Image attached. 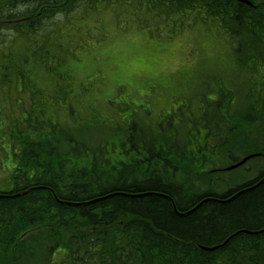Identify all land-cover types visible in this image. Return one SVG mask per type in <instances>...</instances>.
Wrapping results in <instances>:
<instances>
[{
	"label": "rangeland",
	"instance_id": "374dc122",
	"mask_svg": "<svg viewBox=\"0 0 264 264\" xmlns=\"http://www.w3.org/2000/svg\"><path fill=\"white\" fill-rule=\"evenodd\" d=\"M32 2L0 0V192L20 194L17 191L41 163H66L68 171L134 163L138 155L124 147L133 121L135 139L151 141V131L165 125L173 113L176 119L200 116L204 84L212 92L206 99L215 97L220 85L236 90L242 82L246 87L247 74L237 70L227 36L196 21V14L165 18L137 0H60L35 22V33L14 37L16 26L30 24L27 9L21 7ZM11 4L17 16L7 19ZM3 36H10L7 44ZM237 102L233 100L230 113ZM183 124L170 127L179 130V141L184 138ZM252 130L245 135L260 147L256 153L248 149L254 156L244 165L224 171L235 163L230 156L237 163L249 155L238 151V143L230 145L233 153L224 146L225 151L218 148L201 163L186 162L182 153L179 163L165 168L166 180L219 193L252 180L264 171V128ZM171 134L168 129L167 136ZM194 140L201 150L202 132ZM28 144L44 145L35 162L19 158ZM196 148L189 150L196 154ZM202 152L207 151L202 147ZM23 233L15 239L26 247L25 253L13 254L0 245V264H63V247L42 233L21 241Z\"/></svg>",
	"mask_w": 264,
	"mask_h": 264
},
{
	"label": "trees",
	"instance_id": "16d2710c",
	"mask_svg": "<svg viewBox=\"0 0 264 264\" xmlns=\"http://www.w3.org/2000/svg\"><path fill=\"white\" fill-rule=\"evenodd\" d=\"M137 1L156 8L165 18L196 14V21L202 25L219 28L231 43L237 70L247 74L245 89L242 82L236 90L216 82L220 87L213 93L215 97L206 99L211 86L204 84L203 91L207 92L201 98L203 105L198 118L177 117V120L171 115L165 125L160 123L158 129L151 131L153 140L139 138L140 145L136 143L131 120L133 124L128 127L124 147L138 155L134 163L94 165L72 171L67 170L66 163L54 166L41 163V169L17 191H21L20 195L13 191L0 192V245L13 254L25 253L26 247L16 244L15 239L23 229L22 236L33 231L21 240L26 242L45 231L42 233L45 239L64 248L63 264H264V232L259 233L264 228V171L227 191L230 199L224 203L202 202L207 196L204 193L197 198L202 203H197L198 207L192 210L195 204L175 196L172 201L180 214L161 195H170L178 186L186 188V184L170 183L163 185L162 190L159 187L160 179L167 177L165 168L173 162L179 163L180 155H176L185 153L186 162L191 159L201 163L209 160L210 153L218 148L225 151L222 148L225 146L231 150L233 133H237L240 119L245 120L247 115H256L260 124L255 126L264 128V46L244 49L245 44L255 45L259 41L264 44V25H258L261 23L258 17L264 20V0H249L255 8L231 0ZM59 2L33 0L37 4L34 9L41 11H26L30 24L16 26L12 35L26 37L35 33V22L39 23L52 5H60ZM231 5L239 10L238 20L228 8ZM10 6L11 10L5 14L7 19L17 16L16 5ZM10 39L3 36L2 42L7 44ZM24 79L20 73L18 80ZM234 99L238 102L230 113ZM175 122L184 123L181 141L179 130L170 129L172 125H181ZM168 129L171 137L167 136ZM200 132L201 150L196 148L194 140ZM212 139L217 140L213 146ZM42 147L40 144L23 146L19 158L35 162ZM202 147L207 152H202ZM189 148H196V154ZM102 149L101 146L99 150ZM230 159L236 161L234 156ZM24 191L26 194H22ZM131 212L136 215L134 221L129 217ZM240 230L249 233H237ZM6 240L7 250L3 244ZM216 246L212 251L203 249ZM11 259L20 260L18 256Z\"/></svg>",
	"mask_w": 264,
	"mask_h": 264
},
{
	"label": "bare ground",
	"instance_id": "6f19581e",
	"mask_svg": "<svg viewBox=\"0 0 264 264\" xmlns=\"http://www.w3.org/2000/svg\"><path fill=\"white\" fill-rule=\"evenodd\" d=\"M207 1H209V0H207ZM214 1L215 0H213V2ZM231 1H233V0H231ZM247 1L250 2L253 6L255 5L251 1H249V0H247ZM234 2H236V1H234ZM237 3L242 4L241 2H237ZM36 6H37V4H36ZM245 6H247V5H245ZM23 7H24V9H22V7H21V10H26L27 9V11H32L35 8V3H32L31 5H24ZM247 7H249V6H247ZM228 8L230 9V11H231L232 15L235 17V19L238 20L239 19V15H237V14H238L239 10H237V11L235 10V8H237V7L235 5L234 6L231 5ZM10 10H11V8L8 10V12ZM234 13H236V14H234ZM258 18L261 20V23H259L258 25L263 26L264 25V20L262 18H260V17H258ZM240 22H241V20H240ZM257 29L260 30V28H258V27H257ZM257 37L259 38V36H257ZM263 46H264L263 42L259 41L255 45L254 44H245V48L244 49L245 50H251V49L253 50V49H256V48H259V47L262 48ZM240 122H241V124L239 123L240 125L238 127L237 133H233V138H232L231 144L234 145L235 143H238L239 145H241V146H239L238 151H241V153H243V154L245 153V155H248L249 154L248 151L249 150L253 151V149H254L253 153H256V150L260 147V144H254V143L252 144L251 140L248 139L247 136L245 135V131H247V130H249L251 128V129H253L252 132H254V126L257 123L260 124V121H259L258 117L256 115H254V114H249V115H247L245 117V120L240 119ZM248 123H250V124H248ZM258 127H260V126H258ZM260 128L262 129V127H260ZM239 140H241V141H239ZM136 143H137V145L141 144L140 140H137ZM261 146L264 147V139L262 141V145ZM246 147H247V151L244 150V148H246ZM169 151H171V150H169ZM228 153H233V152L231 150H229ZM179 155L181 156V153L176 155V156L179 157ZM249 155L254 156V154H249ZM166 179H167V177L160 179V182H161L160 183L161 185L159 184L160 190H162L161 188H164L163 185H169L170 184ZM230 189H232V188H230ZM230 189H227L224 192L219 193V192H216L215 189L214 190H210V191H201V190L192 188V186H186V188L178 186L174 190L170 191L171 192L170 195L162 194L161 196H164L166 199L171 201L174 211L177 214H180L179 210L175 207L174 202L172 201L175 196L178 199L183 198L185 200H188L190 205L191 204H195L193 206V208H192V210H194V209H196V207H198L197 203L199 205V203H202L204 201L205 202H222V203L226 202L227 200L230 199V197H228L227 193H226ZM204 193H207L206 198H204V200L202 202H198L197 198L202 196V195H204ZM189 204H186V205L190 206ZM129 215H130L129 217L131 218V220H133V221L136 220V215L135 214H133L131 212V213H129ZM240 232H246V231H241L240 230L237 233H240ZM246 233H249V232H246ZM225 243L226 242H224L223 244H225ZM3 244L5 245V249L7 250L8 249V245H9L8 241L7 240L4 241ZM203 249L207 250L209 248H203Z\"/></svg>",
	"mask_w": 264,
	"mask_h": 264
},
{
	"label": "water",
	"instance_id": "95a60500",
	"mask_svg": "<svg viewBox=\"0 0 264 264\" xmlns=\"http://www.w3.org/2000/svg\"><path fill=\"white\" fill-rule=\"evenodd\" d=\"M233 1L241 2L242 4L247 5V6H250V7L253 6V5H252L250 2H248L247 0H233ZM242 163H244V161H242V162L239 163L238 165H241ZM260 232H264V229L261 230ZM213 249H215V248H210V249H207V250L210 251V250H213Z\"/></svg>",
	"mask_w": 264,
	"mask_h": 264
}]
</instances>
